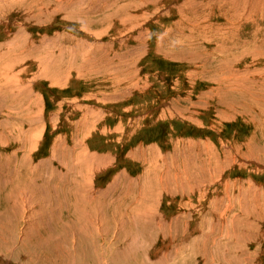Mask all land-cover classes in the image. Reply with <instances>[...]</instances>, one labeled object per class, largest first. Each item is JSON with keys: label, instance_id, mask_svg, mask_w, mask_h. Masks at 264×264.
Returning a JSON list of instances; mask_svg holds the SVG:
<instances>
[{"label": "rangeland", "instance_id": "obj_1", "mask_svg": "<svg viewBox=\"0 0 264 264\" xmlns=\"http://www.w3.org/2000/svg\"><path fill=\"white\" fill-rule=\"evenodd\" d=\"M263 188L264 0H0V264H260Z\"/></svg>", "mask_w": 264, "mask_h": 264}, {"label": "bare ground", "instance_id": "obj_2", "mask_svg": "<svg viewBox=\"0 0 264 264\" xmlns=\"http://www.w3.org/2000/svg\"><path fill=\"white\" fill-rule=\"evenodd\" d=\"M4 69V68H3ZM17 73V72H16ZM13 78V77H12ZM224 78V77H223ZM222 80V79H221ZM230 80V79H229ZM16 81V80H14ZM223 81V80H222ZM12 84V83H11ZM214 175V174H213ZM30 181V180H29ZM215 181V180H214ZM210 182V181H209ZM251 183H249L250 185ZM180 185H183L181 186V188L183 190H187V188H189L190 190L192 189V186L191 185H186V182H184L183 184H180ZM225 185V188L226 190L228 189V184L226 185V183L224 184ZM186 186V188L184 187ZM251 186V185H250ZM249 186V187H250ZM261 186V185H260ZM195 188V186H193ZM198 187V186H197ZM258 187V186H257ZM199 188V187H198ZM248 188V187H247ZM260 188V187H259ZM112 189V188H111ZM251 190V188H250ZM254 190V189H253ZM258 190V189H256ZM261 190H262V187H261ZM260 190V191H261ZM264 190V188H263ZM224 191V190H223ZM259 191V190H258ZM173 193V192H172ZM199 193V192H198ZM190 194V193H189ZM202 194V193H201ZM29 195V194H28ZM204 195V194H203ZM224 195H229V192L226 191L224 192ZM245 195V194H244ZM243 197L244 198H249L247 197L246 195ZM255 195V194H254ZM93 196V195H92ZM223 196V195H222ZM221 196V198H219V196L217 195V197H215L213 200H211V204L214 206V211H215V222L216 224L214 225V229L211 230L213 231L211 235V241L213 244V246H216L217 249H218V252H219V249L222 251V253L224 254V260L225 258H227V254L230 250L231 254H235V256L239 257V254L241 255V257H243V262H246L247 260H249V256H246L248 253H250L249 251H247V245H248V242L250 241H253V240H256V238H258L257 241H260V238H262V234H259V235H254V234H250V227H247L245 223L247 222L248 220V217L250 218V220L254 223L252 225V222L250 220H248L250 222V226L253 227H256L257 231L258 230H261L262 228V224L264 223V194H262V192L260 193H257V195L254 197V201H251V200H248L243 202L244 200L241 199V201L239 202V205H241L244 209V213H239V211H235V204L237 203L236 201H232V197H228V198H223ZM240 196V195H239ZM240 198V197H239ZM243 198V199H244ZM262 198V200H261ZM24 199V198H23ZM188 199V198H187ZM220 199V200H219ZM253 199V198H252ZM97 200V199H96ZM202 200V199H200ZM26 203V206H27V210L31 213V216L34 215L33 213V209L35 208L34 207V204L36 203V200H33L32 198H26L24 200ZM238 201V200H237ZM262 201V202H261ZM201 202V201H199ZM214 202V203H213ZM188 206L189 207H194L195 205L192 203L191 200H188L187 202ZM186 205V204H185ZM147 206V205H146ZM238 207V206H237ZM143 208V207H142ZM211 208V207H210ZM241 209V208H240ZM145 210V209H144ZM243 211V210H242ZM241 211V212H242ZM27 214V212H25ZM207 213V212H206ZM187 214V213H186ZM193 214V213H192ZM240 214H242L240 216ZM20 215V214H18ZM243 215H246V222L244 223V220H242V216ZM153 216V214H152ZM163 217V215H160ZM205 216V215H204ZM27 217V216H26ZM87 217V216H86ZM151 217V215H150ZM206 218V217H205ZM210 221V224L213 222V220L211 219V217L209 216L208 217ZM28 219V218H27ZM156 219H158L156 217ZM207 219V218H206ZM141 220V219H140ZM178 220V219H177ZM27 221V220H26ZM159 221H161V219H159ZM139 222V221H138ZM155 224V223H154ZM214 224V222H213ZM162 224H158L159 227H161ZM93 228V227H92ZM212 229V227H209ZM95 229V228H94ZM231 229V230H230ZM119 230V229H117ZM122 231V230H121ZM116 232V231H115ZM120 232V231H119ZM256 232V231H255ZM260 233H262L260 231ZM92 234V233H90ZM203 234L205 235L204 231H203ZM202 234V235H203ZM120 235V234H119ZM190 235V234H189ZM254 235V236H253ZM201 236V235H199ZM208 236V235H207ZM78 237V236H77ZM106 237V236H105ZM80 238V237H78ZM107 238V237H106ZM134 238V237H133ZM242 238V242L243 244H245L246 246L244 247L243 250H238V248H236L239 243H240V239ZM108 239V238H107ZM203 239V238H202ZM208 238L206 237V240ZM263 240V239H262ZM107 241V240H106ZM180 241H182L180 239ZM171 242V240H170ZM193 242V241H192ZM191 242V243H192ZM207 242V241H206ZM262 242V241H261ZM79 243V242H78ZM173 243L172 242V246H173ZM209 243V242H208ZM105 244V243H104ZM168 244V243H167ZM171 245V243H170ZM180 245V244H179ZM189 245V244H188ZM167 246V245H166ZM231 246V247H230ZM171 247V246H170ZM227 247V248H226ZM176 247L173 246V248L171 249H175ZM179 248V247H178ZM243 248V247H242ZM240 248V249H242ZM258 248V247H257ZM170 249V250H171ZM259 249V248H258ZM172 252V251H171ZM226 252V253H225ZM259 252V251H256V253ZM260 254H263L264 256V251H261L259 252ZM168 254V253H167ZM201 254V253H200ZM208 254V253H207ZM221 254V253H219ZM233 254V255H234ZM244 254V255H243ZM179 255V254H178ZM168 256V255H167ZM180 256V255H179ZM163 257V255L161 256ZM254 257V256H253ZM103 259V258H102ZM100 259V260H102ZM260 264H264V257L262 259V262Z\"/></svg>", "mask_w": 264, "mask_h": 264}]
</instances>
